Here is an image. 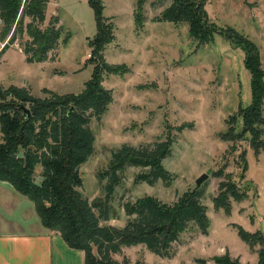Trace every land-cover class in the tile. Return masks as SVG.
<instances>
[{
    "label": "rangeland",
    "instance_id": "rangeland-1",
    "mask_svg": "<svg viewBox=\"0 0 264 264\" xmlns=\"http://www.w3.org/2000/svg\"><path fill=\"white\" fill-rule=\"evenodd\" d=\"M136 1L100 0V15L111 24L113 36L101 56L108 63L122 64L123 73H103L101 85L110 89L111 98L99 118L89 121L93 151L78 167L82 181L76 190L88 201L101 196L104 180L99 182L96 174L106 167L111 150L122 144L151 143L171 128L174 141L169 155L161 160L171 174L170 181L138 182L135 176L142 169L126 166L111 202L115 213L101 223L123 226L125 201L151 196L170 204L183 192L199 187L206 231L188 225L172 242L169 257L154 255L140 244L121 247L112 257L121 260L125 256L130 263L216 264L212 257L227 253L242 263L255 264L258 245L249 247L235 228L239 225L264 234V151L254 154L249 134L240 130L241 111L250 103L243 51L234 39L226 40L217 32L207 43H199L188 35L186 23L153 20L171 0H144L140 9L143 21L136 25ZM203 7L215 29L229 26L256 45L264 72V0H204ZM54 15L59 37L42 62L28 63L22 53L28 40L23 27L30 21L28 17H22L23 31L13 42L7 43L10 34L0 41V50L7 46L0 54L1 87L24 86L40 97L47 96L42 88L57 93L81 90L91 70L85 59L90 53L87 37L96 32L94 10L88 0H47L44 19L36 25L44 28ZM185 122L191 128L175 133L172 128ZM256 128L261 133L264 130L258 124ZM260 139L264 142V133ZM38 172L36 167L35 183L41 180ZM201 173L207 176L195 187V178ZM231 190L242 198L232 199ZM220 193H226L227 211L213 205ZM20 216L12 223L14 230H48L42 227L32 203H27Z\"/></svg>",
    "mask_w": 264,
    "mask_h": 264
},
{
    "label": "trees",
    "instance_id": "trees-1",
    "mask_svg": "<svg viewBox=\"0 0 264 264\" xmlns=\"http://www.w3.org/2000/svg\"><path fill=\"white\" fill-rule=\"evenodd\" d=\"M46 1L0 0V41L10 34L7 43L13 42L15 35L23 31L22 17L30 20L23 26L28 40L23 44L22 53L28 63L44 61L47 51L57 44L59 28L54 26L55 15L44 28L36 25L44 19ZM143 1H136L133 13L136 25L143 21L140 11ZM88 3L94 10L96 32L91 38L87 37L90 53L85 62L91 65V70L79 92L57 93L42 88L47 96L40 97L24 86H0V181L27 197L42 227L57 233L68 247L82 252V264H146L142 261L130 263L125 256L117 260L112 255L119 253L121 247L140 244L154 255L169 257L172 242L188 225L205 233V207L198 201L200 189L197 187L183 192L170 204L151 196L125 201L122 203L126 215L123 226L101 223L115 213L111 202L126 166L142 169L135 176L138 182L170 181L171 174L161 165L174 141L169 127L151 143L122 144L111 150L106 167L96 174L99 182L104 180L101 196L88 201L76 190L82 181L78 167L93 151L94 136L89 121L99 118L111 98L110 89L101 85L103 73H123L122 64L108 63L101 56L100 51L113 39L111 24L100 15L101 2L88 0ZM203 5L204 0H171L153 20L186 23L188 35L199 43H207L217 32L240 45L250 88V103L240 114V130L249 134L248 143L254 154L261 149L264 151V142L260 139L264 130L261 133L256 128L257 124L264 127L261 116L264 72L260 68L258 49L250 39L229 26L215 29L213 23H208ZM6 47L5 44L0 54ZM23 108L28 110L27 116L23 115ZM191 126L190 122H185L172 129L178 133ZM36 167L41 177L39 183L34 182ZM245 168L243 164V170ZM225 194L213 198L216 209L228 210ZM229 195L234 200L242 198L233 190ZM235 228L238 237L249 247L258 245L255 264H264V234L259 230L246 231L239 225ZM212 260L216 264H247L227 253L213 256Z\"/></svg>",
    "mask_w": 264,
    "mask_h": 264
},
{
    "label": "crops",
    "instance_id": "crops-1",
    "mask_svg": "<svg viewBox=\"0 0 264 264\" xmlns=\"http://www.w3.org/2000/svg\"><path fill=\"white\" fill-rule=\"evenodd\" d=\"M24 197L0 181V264H82V252L68 247L57 233L13 229V221L31 203Z\"/></svg>",
    "mask_w": 264,
    "mask_h": 264
},
{
    "label": "water",
    "instance_id": "water-1",
    "mask_svg": "<svg viewBox=\"0 0 264 264\" xmlns=\"http://www.w3.org/2000/svg\"><path fill=\"white\" fill-rule=\"evenodd\" d=\"M23 115L24 116L28 115V110L26 108H23ZM206 176H207L206 173H201L199 176H197L194 181L195 187H197L200 184V182L206 178Z\"/></svg>",
    "mask_w": 264,
    "mask_h": 264
}]
</instances>
